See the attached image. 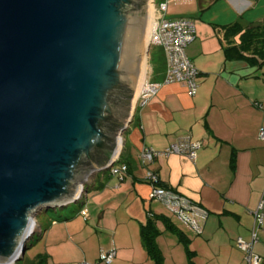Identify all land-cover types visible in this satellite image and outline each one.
<instances>
[{
  "label": "crops",
  "instance_id": "crops-1",
  "mask_svg": "<svg viewBox=\"0 0 264 264\" xmlns=\"http://www.w3.org/2000/svg\"><path fill=\"white\" fill-rule=\"evenodd\" d=\"M151 3L153 27L160 3L166 4V19H189L195 24L196 36L186 46L185 55L198 72L197 89L189 97L182 85L163 84V75L159 83L146 80L145 89L152 85L155 94H143L144 89L133 102L121 145L111 159L114 165H127L123 181L110 187L112 201L127 203L124 218L112 228L109 247L115 256L111 264H155L139 236L150 215L170 220L184 234L192 253L189 259L183 245L158 222L161 233L156 243L163 264H245L235 240L250 239L256 211L262 215V225L253 251L264 264V138L259 136L261 131L264 134V0ZM244 31L248 34L243 40ZM182 138L199 143L194 160L169 154L141 164L143 149L164 152ZM148 170L157 175L158 185L191 199L208 216L195 217L188 225L151 200L150 185L144 180ZM106 178L113 176L101 167L92 189L97 183L101 188ZM82 201L84 205L85 193ZM120 225L124 229L115 239ZM163 232L173 239H162Z\"/></svg>",
  "mask_w": 264,
  "mask_h": 264
},
{
  "label": "water",
  "instance_id": "water-1",
  "mask_svg": "<svg viewBox=\"0 0 264 264\" xmlns=\"http://www.w3.org/2000/svg\"><path fill=\"white\" fill-rule=\"evenodd\" d=\"M146 1L0 0V264L23 257L37 211L80 198L108 140L113 159L149 49Z\"/></svg>",
  "mask_w": 264,
  "mask_h": 264
},
{
  "label": "rangeland",
  "instance_id": "rangeland-1",
  "mask_svg": "<svg viewBox=\"0 0 264 264\" xmlns=\"http://www.w3.org/2000/svg\"><path fill=\"white\" fill-rule=\"evenodd\" d=\"M158 1L154 0L156 4ZM146 3L151 6V12L154 13L151 0L150 2L146 1ZM148 44L147 41L146 46ZM142 56H145L146 59H144L142 74L144 90L147 79L151 84L160 82L164 75L165 61L162 50L155 45H151L147 55ZM140 93H137L136 97ZM125 124L127 125V122ZM119 136L122 134L118 135V138ZM96 173L97 171L93 170L84 181L76 183V186L82 187L81 196L76 201L77 203H69L63 208L40 209L35 213V226L25 243L23 256L32 259L37 254L47 253L51 257L46 264H82L84 262L105 264L101 259L108 251H111L109 246L113 241L112 228L116 220L124 218L127 203L125 201L120 203L122 199L118 201V199L115 200L116 197H113L115 201H112L113 199L109 195L113 191L110 187L118 181L116 177L106 178L101 188H98L99 183H97L94 185L95 189H92L93 178ZM84 193L86 201L84 205H81L78 201L83 199ZM82 209L86 212V219L81 213L79 214ZM159 227L163 231V227L161 225ZM123 229L124 226L120 225L115 239H118V233ZM166 237L173 239L167 232H163L162 239ZM29 244L30 246H28ZM180 249L183 251L181 247ZM21 259L11 264H16ZM167 264L170 263L167 262Z\"/></svg>",
  "mask_w": 264,
  "mask_h": 264
},
{
  "label": "built area",
  "instance_id": "built-area-1",
  "mask_svg": "<svg viewBox=\"0 0 264 264\" xmlns=\"http://www.w3.org/2000/svg\"><path fill=\"white\" fill-rule=\"evenodd\" d=\"M166 4L160 3L156 7L159 18L153 30L151 31L148 43L149 46L155 45L162 50L165 61V70L162 83L163 84H179L186 89L187 96L191 97L197 89L198 72L185 55L186 46L193 41L196 36L195 24L189 19H166L164 13ZM157 89L149 85L143 91L150 95L155 94ZM146 100L142 101L144 105ZM260 138H264V134L260 132ZM199 148V143H192L188 138L179 139L178 142L170 145L164 152H155L149 149H143L140 152V162L142 165H148L153 160L161 155L179 154L186 156L189 160H194L195 151ZM114 160L107 164L110 166L108 171L111 176L116 177L119 182L123 181V177L127 172L125 164L119 163L114 165ZM144 180L150 185L149 198L158 202L164 208L174 213L177 219L182 222L192 225L195 217L206 218L207 210L200 205L187 198L180 193L166 189L158 185L157 175L151 171H147ZM81 215L85 216L84 209L81 210ZM262 225V215L256 211L254 213V222L251 229L250 239L244 241L242 238L235 240L236 247L244 254L245 264H261L262 259L253 251V246L256 243V233ZM115 256V251H108L102 261L105 264H111ZM88 264V263H82Z\"/></svg>",
  "mask_w": 264,
  "mask_h": 264
},
{
  "label": "trees",
  "instance_id": "trees-1",
  "mask_svg": "<svg viewBox=\"0 0 264 264\" xmlns=\"http://www.w3.org/2000/svg\"><path fill=\"white\" fill-rule=\"evenodd\" d=\"M247 34H248V31H244L243 40H244V36ZM245 41L247 43H250V40L248 39H245ZM227 58H229V56H227ZM131 98H132L131 92L127 91L125 93V96H123V98L118 99V100L120 102H123L124 104V102H129ZM119 128H120L119 125L112 124L109 127V131L111 134H114ZM112 149H113V143L111 140H108L105 143V151L99 152L95 155L94 160H95V163L99 167H104L108 163L109 156H110ZM83 165L86 166L87 168L89 167V164L86 161H84ZM125 166L127 167V165ZM78 203L83 205L82 199L78 201ZM158 222L162 223V225L164 226L167 232L173 234L177 238L178 242H180L183 245L186 251V254L190 259V256L192 255V253L188 249V240L186 239L184 234L178 228H176L172 224V222H170V220H168L162 215H150L147 218L146 222L142 224L140 227V231H139L140 240H141L142 246L145 249L148 257L155 264H163V258H162V255L156 243V239L161 233L156 227ZM28 246H30V244ZM47 260H48V255L44 253V254H37L32 259L26 258L25 256H23V258L16 264H46Z\"/></svg>",
  "mask_w": 264,
  "mask_h": 264
},
{
  "label": "bare ground",
  "instance_id": "bare-ground-1",
  "mask_svg": "<svg viewBox=\"0 0 264 264\" xmlns=\"http://www.w3.org/2000/svg\"><path fill=\"white\" fill-rule=\"evenodd\" d=\"M152 11V10H151ZM153 17H154V13L153 12H151V23H150V29H149V35H150V33H151V31L153 30ZM144 59H145V56H144ZM146 60V59H145ZM145 60H144V62H145ZM144 62H143V64H144ZM145 70V69H144ZM143 82L141 81V85H140V88H139V91H138V93H140L142 90H143ZM120 145H121V138H120V136H119V139H118V148H117V150L119 149V147H120ZM118 152V151H117ZM81 192V186L79 185V193ZM79 193H78V195H79Z\"/></svg>",
  "mask_w": 264,
  "mask_h": 264
}]
</instances>
